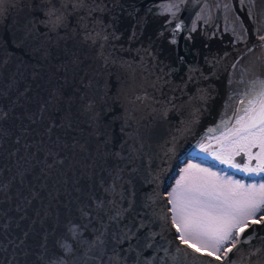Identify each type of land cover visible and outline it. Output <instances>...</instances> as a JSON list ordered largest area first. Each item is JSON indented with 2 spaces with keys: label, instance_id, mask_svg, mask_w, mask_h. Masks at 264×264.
Wrapping results in <instances>:
<instances>
[{
  "label": "water",
  "instance_id": "water-1",
  "mask_svg": "<svg viewBox=\"0 0 264 264\" xmlns=\"http://www.w3.org/2000/svg\"><path fill=\"white\" fill-rule=\"evenodd\" d=\"M168 2L118 0L124 8L112 9L103 16L106 24L112 23V15L118 17L108 28L109 34L115 31L116 38L110 35L104 43L103 56L99 55V43L84 44L77 36L59 41L57 46L58 38L54 37L49 45L52 56L40 61L38 67H33L38 57L18 67L19 52L7 66L0 65V91L8 89L13 77L19 81L18 89L0 99L5 110L13 107L11 101L18 91L25 86L32 89L28 100L21 101L25 108L16 107L9 116L5 128L11 135L0 143V182L11 184L6 193H0V264H36L40 245L46 242L51 249L64 235L69 220L87 224L85 235L90 236L92 229L100 226L101 218L106 221L91 198H109L101 182L107 185L110 173L117 168L123 170L125 181L131 180V185H124L125 195L135 193V204L126 222L143 220L151 230L161 233L157 246L168 249L166 256L163 251L153 250L145 256H155L154 264H161V260L164 264H222L215 255L209 257L204 250L195 252L194 247L175 238L178 233L171 224L164 193L196 142L209 133V128L234 117L240 106L242 80L263 78L262 47L255 29L264 26V8L258 0H244L243 4L240 0H199L195 7L194 0H187L178 20L166 24L170 17L158 15L160 9L155 6ZM205 4L211 20L196 21L197 30L191 32L195 14ZM129 12L135 15L129 16ZM16 15L13 10L0 17V41L11 39ZM237 16L248 29L246 43L235 41L231 32L225 31L235 26ZM180 21L185 28L177 36V43L170 44L171 29ZM249 48L253 50L249 52ZM8 50L14 51L11 43ZM74 56L79 63H71ZM33 72L38 73L36 80L31 78ZM52 93L58 102L50 105L43 123L29 126L26 119H15L25 110L35 111ZM165 111L166 117L162 115ZM49 118L56 123L50 137L44 132ZM22 126L29 127V132L17 145L14 140ZM128 136L133 139L128 140ZM125 140L127 143H123ZM26 142L32 146L26 148ZM16 149L17 154L11 156ZM117 152L124 158L117 157ZM54 157L64 163H56ZM48 164L54 166L48 168ZM25 168L28 175L24 184H20L19 177L13 181L17 170ZM154 192L161 197L156 203L149 200ZM81 208L91 213L90 219L81 217ZM164 214L169 217L167 222L157 219ZM253 229V239L238 245L239 252L234 249L228 254L236 264H264V221L248 222L241 237ZM177 247L188 255L177 253ZM257 248L261 252L252 255Z\"/></svg>",
  "mask_w": 264,
  "mask_h": 264
},
{
  "label": "snow or ice",
  "instance_id": "snow-or-ice-1",
  "mask_svg": "<svg viewBox=\"0 0 264 264\" xmlns=\"http://www.w3.org/2000/svg\"><path fill=\"white\" fill-rule=\"evenodd\" d=\"M244 0H240L243 4ZM187 0H170L168 3L156 5L160 11L158 15H168L170 18L166 24H172L178 20V13L183 10ZM199 4V0H194L193 6ZM124 8V5L118 3V0H0V17L10 15L13 10L17 15L13 18V30L10 40L0 41V51L4 53V58L0 59V65L7 66L15 52L21 56L18 58V67L24 66L33 58H37L38 67L40 61H47L52 56L49 45L52 44L53 38L57 37V46L59 41L74 40L80 37V42L90 43L92 46L100 45L99 55L103 56L104 43L108 41L110 35L116 38L115 31L111 34L108 28L117 20V16L112 15V23L106 24L103 16L108 14L112 9ZM152 8L148 12H152ZM138 11V9H137ZM225 11L228 6L225 5ZM129 16H134V12H129ZM249 19H252V12L248 13ZM203 19L205 23L211 20L208 13L207 5L200 7L192 21L191 32H195L196 21ZM227 20V16L225 17ZM185 26L182 21L174 24L171 29L169 43L175 45L177 36L184 30ZM230 31L235 41L246 43L248 40V29L244 27L243 22L237 16L235 26L226 28ZM256 38L260 41V46L264 48V26L255 29ZM63 33V35H62ZM163 32L160 33L163 36ZM187 39H191L189 35ZM11 43L13 52H9L8 45ZM253 49L249 48L251 52ZM27 56L28 60L23 57ZM183 61V57L180 58ZM71 63H79L78 57H73ZM235 64L233 67L235 68ZM192 71H197L193 69ZM32 80L38 78V73L33 72ZM189 79H192L190 76ZM231 82V81H230ZM243 89L239 92L241 99L240 106L235 109L236 125L231 129V133L236 136L232 143L234 146L228 151L227 155L216 153L213 157L221 164H225L229 169H235L236 172H225L227 179L220 181L215 172L209 168L200 167L198 164L187 163V166L181 169L180 178L176 181L175 187L167 193V204L171 205L168 209L173 213L171 224L175 227L176 239L181 244L193 248V245H199L193 250L200 252L206 250V254L212 257L214 254L221 253L223 256L215 255V260L221 261L222 264H236L229 258V253L235 249L240 251L238 245L249 243L254 235L255 229L251 233L241 237L248 227L251 220L254 224H260L264 221V78H254L251 80H242ZM19 81L13 77L8 85V89L0 91V99H6L12 89H18ZM32 89L25 86L22 91H18L16 99L11 101L12 108L5 110L0 106V143L3 139L11 135L10 131L5 128L9 116L15 111L16 107L25 108L21 103L22 100H28V94ZM139 99V97L137 98ZM58 102L55 93L49 95L46 100L40 102L35 111L25 110L16 116V120H27L29 126L38 122L43 123L46 113L50 111V105ZM91 104L88 105L89 110ZM167 116V111L162 113ZM226 128L227 122L222 121ZM56 123L54 119L49 118L44 127V132L51 136ZM69 127H71L69 125ZM221 127L218 125L217 128ZM125 128L121 127L120 132L124 133ZM216 129L209 128L208 132H214ZM29 132V127H21L20 135L16 136L14 143L19 145L21 138ZM133 139L128 136V140ZM240 141H244L241 143ZM108 143L111 142L109 139ZM123 143H127L125 140ZM26 148L32 145L25 143ZM123 146V144L121 145ZM200 152L209 153L210 145L201 142L199 145ZM252 148H259V152L253 154ZM133 154L135 148L132 149ZM19 150L16 149L10 153L15 156ZM169 151H173L170 149ZM243 153L248 157V162H236L235 157ZM34 155V154H33ZM48 155H51L49 152ZM167 155V153H166ZM117 157L123 159L121 153H116ZM190 157H199L195 150ZM207 162V157H200ZM252 160H256L255 167L251 166ZM56 163L63 164V160L54 157ZM53 164H48L52 168ZM133 172L136 169H132ZM3 169H0V173ZM123 170L117 168L114 173H110V182L105 185L101 182V188L108 199H98L92 197L93 206L98 212H103L105 219L101 218L100 226L93 228L90 236H86L88 231L87 224H77L69 220L65 225V233L57 239L52 246L48 248L46 242L40 245L41 251L36 257V264H154L155 256L148 258L145 253L149 250L163 251L165 256L168 249L163 246H157V237L161 233L153 231L143 220L138 223L128 221V215L132 212L135 200L134 192L125 195L124 185H131V180L125 181L122 175ZM204 174L203 176L197 175ZM236 173L246 174L250 183H241V180H234L232 177ZM28 169H18L16 176L20 178V184L23 185ZM215 178V179H212ZM155 180V178H154ZM153 181H149L154 182ZM11 187L10 183L0 182V193H6ZM158 187V186H157ZM35 196V193L32 194ZM26 202L31 203L30 200ZM161 199L158 192H154L149 200L156 203ZM126 202V206H125ZM149 207V204H145ZM19 210V209H17ZM81 217L91 218V213L84 208L80 209ZM23 219V217H21ZM157 219L167 222V214L158 216ZM7 227V225H5ZM163 225L161 230L163 231ZM27 235V233H25ZM46 241V238H45ZM177 253H188L176 248ZM261 252L257 248L252 255ZM193 259H198L193 257ZM161 264L164 261L161 260ZM202 264H213L212 261L202 262ZM259 264V262H258Z\"/></svg>",
  "mask_w": 264,
  "mask_h": 264
},
{
  "label": "flooded vegetation",
  "instance_id": "flooded-vegetation-1",
  "mask_svg": "<svg viewBox=\"0 0 264 264\" xmlns=\"http://www.w3.org/2000/svg\"><path fill=\"white\" fill-rule=\"evenodd\" d=\"M261 5L264 8V0H258ZM262 60H263V66H264V48H262ZM263 78H264V68H263ZM227 122V127L225 128L222 124L221 127L219 128H214L216 129V131L211 132L206 134L203 138H201L199 141L196 142V144L194 146H196L197 144H200L201 142L210 145V152L209 153H204V152H200L198 145L196 147H194L193 149L190 150V153L188 154V158L191 159V161L193 162H199L203 165H206L208 167H212V168H218V170L222 171L223 173L227 172H233L235 173L236 170L235 169H229L227 165L225 164H221L218 160H214L213 157V151L219 147L218 142H221L220 139L218 140V142L216 141L217 138H219L221 136V134H223L224 132H228L231 130L233 124L236 125V120H235V116L229 120L226 121ZM196 151L197 153H199V157L196 158H192L190 157V154L193 151ZM251 152L253 154L259 152V148H252ZM207 157V162H204L202 159H200V157ZM235 161L236 162H240L243 161L244 163L248 162V157L246 155H244L243 153H241V155L236 156L235 157ZM256 165V160H252L251 162V166L255 167ZM233 178H235L236 180H241L242 182H252L250 180L247 179L246 174H244V178L242 179V174L240 173H236V175L233 176ZM223 251V250H222Z\"/></svg>",
  "mask_w": 264,
  "mask_h": 264
},
{
  "label": "rangeland",
  "instance_id": "rangeland-1",
  "mask_svg": "<svg viewBox=\"0 0 264 264\" xmlns=\"http://www.w3.org/2000/svg\"><path fill=\"white\" fill-rule=\"evenodd\" d=\"M234 127H239V126L233 124V126H232L231 129H233ZM236 138H237V137L234 136V135L231 133V131H228V132H226V133L224 132L223 134H221V136H220L219 138L216 139L217 142H218L219 139H220L221 142H218L219 147H217V148L213 151V155H215L216 153H220L221 155H227L228 151H230L231 148L234 146V144H233L232 142L235 141ZM240 142H241V143H244V141H240ZM197 145H199V144H197ZM197 145H196V146H197ZM196 146H194V147H196ZM194 147H193V148H194ZM193 148H192V149H193ZM187 163L198 164L200 167H203V168H209L210 171L215 172V173L217 174V178H219L221 182H223V180L227 179L225 173H223L222 171L218 170V168H212L211 166L208 167V166L203 165V164H201V163H199V162H193V161H191V159L187 158V159L184 160V162H183L182 164L179 165V167H178L176 173L174 174V176L172 177V179H171L169 185L166 187V190H165V193H164V194H165V198H166V202H167V199H168V197H167V193L170 192V191L172 190L173 187H175V185H176V181L180 178V175L182 174V173H181V169L185 168V167L187 166ZM197 175L203 176L204 174H199V173H197ZM212 179H215V178H212ZM232 179L236 180V179L233 178V177H232ZM237 180H238V179H237ZM241 183H245V184H247V183H250V182H242V181H241ZM170 207H171V205H168V209H169ZM169 214H170V218H171V216L173 215V213L169 212ZM170 220H171V219H170ZM250 221H251V220H249V222H250ZM193 247H194V248H195V247H199V245H193ZM201 250L206 251V250L203 249V248H202ZM221 253H222V251H221ZM221 253H217V254H214V255H220Z\"/></svg>",
  "mask_w": 264,
  "mask_h": 264
}]
</instances>
